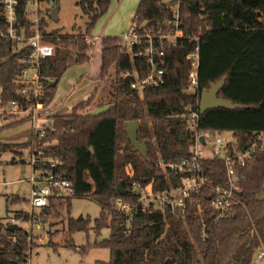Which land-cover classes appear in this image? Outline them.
I'll list each match as a JSON object with an SVG mask.
<instances>
[{
	"label": "trees",
	"instance_id": "16d2710c",
	"mask_svg": "<svg viewBox=\"0 0 264 264\" xmlns=\"http://www.w3.org/2000/svg\"><path fill=\"white\" fill-rule=\"evenodd\" d=\"M59 1L55 0L56 5ZM165 1L168 2L165 4ZM179 1L185 38L176 46L166 48L164 85L149 87L142 94L133 91L131 79L123 74L144 75L148 69L146 57L131 59L121 48L120 38L105 37L101 40L97 80L107 77L109 82V100L100 104L106 110L98 114L84 112L94 101V93L87 101L74 105L71 114L52 116L55 130L47 131L44 138L21 144L0 143L2 155L17 148L23 151L32 145L43 147L55 141L45 151V157L61 160L62 169L74 186V197L88 196L101 205L100 217L95 220L96 234L104 228L111 230L108 239L94 244L110 250V261L104 264H253L255 252L264 247V152L256 154L239 169L244 176L242 203L235 207L233 214L221 218L215 225L211 223V213L204 215L206 239L202 237V217L192 206L184 218L157 212L130 219L113 210L118 198H130L129 193H119L121 182L127 191L134 182L152 183L156 190L182 183L183 175L160 168L158 162L160 159L177 161L189 153L193 135L187 129L186 116L191 109H196V95L189 91L191 60L187 56L197 47L199 98L211 85L224 81L218 98L237 106L200 113V129L232 133L240 149L250 145L254 136H264V0ZM111 2L79 1L89 19L83 35H63L58 29L50 32L48 41L55 45V53L40 60V74L44 77L41 101L45 107L53 101L62 77L70 68L90 64L93 45L85 37L92 36L97 21L107 13ZM173 2L141 0L131 25L141 31L155 29L159 23L172 18L169 6ZM26 3L27 0H22V8ZM2 13L0 5V29L6 27ZM21 19L26 22L25 18ZM143 23L146 25L142 28ZM45 26L44 21L42 29ZM189 37L199 39L196 42ZM22 54L13 55L0 44V108L12 101L24 107L31 104L14 84L19 71L16 60ZM0 116L15 119L7 127L18 125L24 119L16 115ZM130 121L139 124L137 138L146 144L144 156L129 141L127 123ZM204 169L213 184L226 183L222 160L205 159ZM207 193L208 189L202 190L193 198L200 199L207 207ZM53 201L50 207L41 210L42 215L52 214L57 206ZM67 206L71 211V202ZM88 226V220H69L67 246L75 248L71 235L87 231ZM31 246L30 234L22 227L13 231L5 227L4 232L0 231V264H28ZM86 249L87 246L83 247Z\"/></svg>",
	"mask_w": 264,
	"mask_h": 264
},
{
	"label": "built area",
	"instance_id": "2783aa9c",
	"mask_svg": "<svg viewBox=\"0 0 264 264\" xmlns=\"http://www.w3.org/2000/svg\"><path fill=\"white\" fill-rule=\"evenodd\" d=\"M2 15L6 27L0 29V44H4L13 55L23 53L17 57L19 65L18 74L14 80L21 95L24 96L27 106H21L18 101H12L5 108H0V114L18 115L29 114L34 132V139H42L47 131H54L53 120H41L46 107L41 101L43 97V76L40 74V60L51 57L55 53V45L48 41L52 30L48 28V22L54 7L55 0H27L22 8V0H0ZM180 1L175 0L169 10L172 15L170 20L159 23L155 29L139 30L131 25L120 37V45L127 55L133 59L139 56L146 57L148 69L145 74L139 76L136 72H127L123 76L131 79V89L142 94L147 88L160 87L166 83L163 66L166 63L167 46H176L185 38V33L180 19ZM25 18L24 22L21 18ZM47 23L42 29L43 22ZM45 31V33L43 32ZM198 41V37H189ZM87 43H91L90 37H85ZM26 52H29L26 53ZM191 60V71L188 78L189 90L196 95V109H191L186 116L187 129L193 135V141L189 146L188 155L177 161L160 159L158 166L168 169L176 174L183 175L180 185L162 190L153 188L152 183L141 184L134 182L127 192L129 199L118 198L113 210L127 218L138 217L145 213L168 212L175 218H184L190 207L196 209V214L202 217V237L206 239L207 222L204 215L211 213V223L215 225L221 218L233 214L241 199V180L243 174L239 171L253 160L256 154L264 152V136H254L250 145L240 149L237 138L232 133L220 134L215 131H203L199 127L200 95L199 93V48L187 56ZM1 96V88H0ZM203 139V141L201 140ZM212 151L210 157H205L203 147ZM48 148L40 147L32 152L30 163L34 173L29 179L32 185L29 203L34 209L50 207L54 200L73 198L74 186L62 169V162L58 158L45 157ZM208 158L220 159L226 167L227 181L225 184H213L204 169V161ZM43 165V166H40ZM208 189L209 204L204 207L200 199H194L193 195ZM30 220H38L32 213ZM15 219L11 223H15ZM253 264H264V247L261 246L255 252Z\"/></svg>",
	"mask_w": 264,
	"mask_h": 264
},
{
	"label": "rangeland",
	"instance_id": "374dc122",
	"mask_svg": "<svg viewBox=\"0 0 264 264\" xmlns=\"http://www.w3.org/2000/svg\"><path fill=\"white\" fill-rule=\"evenodd\" d=\"M79 1L60 0L58 5L54 7V9H58V20L50 19L48 28L50 30L58 29L63 35H83L89 19L88 15L82 11ZM140 1L112 0L107 13L97 21L92 36H88L92 39L91 44L93 45V57L89 66L96 69L98 62L101 65V40L105 37L119 38L126 32L130 28L129 24H132V18ZM87 67L88 65L72 67L65 77L73 72L85 76ZM106 79L107 77L100 80L99 86L94 91L95 99L84 112L98 114L106 110L107 107L100 108L101 102L109 100L110 87ZM53 112L52 110L47 114L52 116ZM17 116L18 119L24 118L23 121L11 127H7V125L15 119L0 117V143L21 144L34 140L29 114H18ZM54 144L55 141L47 142L43 148H50ZM36 148L39 149L40 147L36 144V146L32 145L23 151L17 148L14 152H6L0 155V231L4 232L6 225L11 223L12 219H15L17 215L21 216V219L16 218L15 223L30 234L32 246L28 251V264L108 263L110 250L94 246L95 243L108 239L111 234L109 227L102 229L100 234L95 232V220L100 217L102 210L97 201L88 196L55 200L53 203L57 206L53 208L52 214L47 216L42 215L40 209L33 210L31 207L29 198L32 185L29 179L34 170L30 160L32 152ZM203 154L205 157H210L212 151L204 146ZM69 202H71V211L67 206ZM32 213L38 220H30ZM24 216L29 218L26 219ZM80 217L89 221L88 230L73 233L71 237L75 248H70L66 244V239H70L67 224L69 220ZM85 246L87 249L83 250Z\"/></svg>",
	"mask_w": 264,
	"mask_h": 264
},
{
	"label": "crops",
	"instance_id": "0c3cea01",
	"mask_svg": "<svg viewBox=\"0 0 264 264\" xmlns=\"http://www.w3.org/2000/svg\"><path fill=\"white\" fill-rule=\"evenodd\" d=\"M130 26L131 23L129 24V27ZM99 67H100V63L98 62V66L96 69L88 65L85 76H82L81 74H77V72H73L68 77H65L67 72L69 71L68 70L62 77L61 84L57 88V92L53 101L48 107H46L44 114H42L41 120H45V119L50 120L51 117L54 115H59V116L69 115L71 114L74 105H76L80 101L87 100L94 93L95 89L100 84V80H97L100 70ZM52 110L54 111L52 116L47 114V112ZM9 224L10 223H8L6 226L8 227Z\"/></svg>",
	"mask_w": 264,
	"mask_h": 264
},
{
	"label": "water",
	"instance_id": "95a60500",
	"mask_svg": "<svg viewBox=\"0 0 264 264\" xmlns=\"http://www.w3.org/2000/svg\"><path fill=\"white\" fill-rule=\"evenodd\" d=\"M167 2L168 1H165V4ZM51 18L55 21L58 20V9L57 8L52 11ZM145 25H146V23H143L142 28ZM223 84H224V81H221L217 84H213V85H211V87L208 90H204L201 93V98H200V113L201 114L204 113L206 110L219 108V107L227 108V109H234L237 107L236 105H234V104H232L226 100L218 98L217 93L222 88ZM138 129H139L138 122L130 121L127 123V136L129 138L130 143L133 146V149L135 151H138L141 155L144 156L145 152H146V144L140 143L138 141V138H137ZM201 140L203 141L202 138H201ZM118 190H119V193L121 195H126L128 192L124 188L122 182L119 184ZM78 220L82 221L83 218L80 217ZM18 228H19V226L17 224H11L8 226L9 231H13V230H16ZM254 258H255V255L253 256V260H254Z\"/></svg>",
	"mask_w": 264,
	"mask_h": 264
}]
</instances>
